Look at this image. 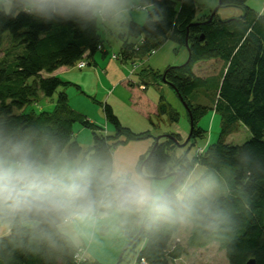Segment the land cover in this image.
Returning <instances> with one entry per match:
<instances>
[{"label": "trees", "instance_id": "16d2710c", "mask_svg": "<svg viewBox=\"0 0 264 264\" xmlns=\"http://www.w3.org/2000/svg\"><path fill=\"white\" fill-rule=\"evenodd\" d=\"M146 1L151 7L144 22H129L126 34L128 38L138 41L142 37V40L135 43V40L130 43L124 40L120 55L125 59H143L156 52L165 40L185 49L187 45L189 53L185 63L168 67L158 77L185 104L190 131L189 141L183 148L178 147L177 143L182 140L174 133L157 143L153 141L148 154L135 168L139 172L142 167L143 176L152 180H174L170 175L177 173L176 181L166 188L177 192L196 166L204 169L197 182L209 176L221 179L227 193L219 198L232 212V230L212 234L190 226L186 247L202 248L216 243L224 251L228 264H245L250 259L264 264V13L248 6L249 0H218L219 9L236 8L241 16L223 19L216 13L208 21L211 14L197 16V0ZM5 41L8 49L0 57V125L18 130L45 149L55 148L74 156L82 152L73 130L79 122L90 130L92 137L82 161L100 172H112V151L119 145L155 139L148 133L136 135L122 128L111 108L100 104L105 121L114 129L113 136H106L103 129L69 110L65 90L71 84L49 76L61 67L77 70L87 67L89 63L84 56L92 57L98 47L102 49L99 28L81 30L71 22L45 24L21 15L0 23V47ZM81 61L86 66L79 69L77 64ZM208 61L222 63L219 77H201L194 73L195 65ZM199 89L216 92L213 107L189 101ZM53 97L52 112L26 113L28 106ZM209 111L220 117V134L215 144L196 156L191 151L206 133L198 127V122ZM179 118L160 97L155 120L164 119L171 126ZM151 124L156 126L154 119ZM241 126L249 131L250 139L241 145L227 144V137L237 133ZM141 217L142 222L137 225ZM131 220L130 240L142 227L137 240L131 244L140 246L137 264H173L184 255L181 245L170 247L180 223L138 213H133ZM0 221L9 226V233L0 237V264H75L78 248L73 241L58 238L54 246L29 245L30 237L24 230L6 220Z\"/></svg>", "mask_w": 264, "mask_h": 264}, {"label": "clouds", "instance_id": "9594fccd", "mask_svg": "<svg viewBox=\"0 0 264 264\" xmlns=\"http://www.w3.org/2000/svg\"><path fill=\"white\" fill-rule=\"evenodd\" d=\"M141 0H0V23L21 15L45 24L74 23L123 30L133 15L146 16ZM214 177L188 178L170 191L127 171L100 172L55 148L45 149L18 130L0 125V219L19 226L29 245L76 241L117 212L227 233L234 225ZM33 250V249H29Z\"/></svg>", "mask_w": 264, "mask_h": 264}, {"label": "rangeland", "instance_id": "374dc122", "mask_svg": "<svg viewBox=\"0 0 264 264\" xmlns=\"http://www.w3.org/2000/svg\"><path fill=\"white\" fill-rule=\"evenodd\" d=\"M141 3L145 6L149 5L146 0H141ZM247 5L253 9L261 10V12L264 13V0H249ZM217 6L218 0H197V16H208ZM148 10L149 7L147 8V11ZM217 14L223 19L236 18L241 16L240 10L236 8L218 9ZM145 17L146 16L141 17L139 15L134 14L130 21L136 23L135 20H138L142 21L143 23ZM125 30L126 27L118 32L109 30V32L105 34L103 29L99 28V34L102 37L104 43H113V51L118 52L121 46L119 37L124 34ZM111 33H115L117 37L114 38ZM7 37L8 35L6 34L5 38ZM131 40H135L134 43L136 42V39ZM7 49L8 44L5 41L0 47V57L3 56ZM152 57H154L153 63L151 64L150 62L148 66L142 64V67H144L145 65V67L149 71V74H152L150 77H156L161 76L168 67H174L184 64L187 60V51L185 48L178 47L173 43H170L169 41L165 40L162 41L161 44L157 47L155 55L151 56V58ZM165 58H167L168 60H173V64H164L161 60H164ZM132 69L133 67L130 66V72L132 71ZM222 69V63L216 61H208L204 64L200 63L198 65H195L193 70L196 75L201 77H219ZM43 76L45 77L46 75ZM73 89L74 90H69L65 92L68 99L67 106L69 110L73 112L72 114L78 116L82 120L86 119L88 122L93 123L96 126L104 127L103 125L105 119L103 117L100 104H95L90 98L80 96L79 90H77L75 87H73ZM202 94H204L205 97ZM157 95L162 96V94H160V91L157 89L155 92H153L151 89L150 91H148L149 98L157 97ZM174 98V102L171 103L173 106L172 109L175 108V105L178 106L180 104V107L178 109L183 112V104L180 102L179 99H177L176 96ZM54 99L55 97L51 99H41V101L37 102V104L35 103L28 106L26 109V113H34L39 115L45 112H52V109L55 104ZM215 99V91L207 92L203 89H199L193 93V95L189 98V101L193 104L210 107L214 104ZM176 100H179V104ZM154 122L155 124H160L159 128L161 132L169 130V125H166L165 123L162 124V121L158 122L154 119ZM198 127L203 129L206 133L202 139H198L196 141V149H193L191 151V154H194L196 156L200 155V153L197 152V148L204 150L208 146L216 143L221 130L220 117L216 113H212L211 111H209L205 116H203L199 120ZM74 135L76 137L75 139L77 141V144L81 147L82 152L77 153L73 157L82 160L84 157V152L92 144L91 132L88 129H84L79 122H76L74 125ZM156 137L154 138L156 139ZM250 137L251 135L249 131L245 127L241 126L237 133L227 137L226 143L231 145H241L248 141ZM155 139H153V141H155ZM186 139L187 137L184 138V140L181 139L182 141L180 144H182ZM128 143L119 145L118 148L116 147L112 151V172L127 171L133 174L141 175L134 166L129 167L125 162L121 160V148H125L123 146L127 145ZM196 177H199L198 171H195L190 178L195 179ZM214 178L220 186V196L225 195L227 193V189L225 187L224 182L217 177ZM147 180L155 184H163L166 186V188L173 182L171 178L160 180ZM133 213L134 212H117L112 217L101 220L99 225L94 230H92L90 234L81 235L76 241H74V243L77 244L79 248L83 247L86 249V258L88 261L85 264H137L136 254L138 253L140 246L133 247L131 245L126 248L130 242L132 244L138 238V236L135 235L133 236V238L131 237L132 240H130L128 235L130 233L129 231L133 223V220H131V215ZM143 216L148 217L147 215ZM122 217L123 220H121ZM142 219L143 217H141V222ZM120 222L123 224L119 225ZM189 230L190 226L181 224L177 234L174 236L171 242L170 247L179 244L184 248L185 251L184 255L180 259L176 260L173 264H228L224 251H221L216 243H211L206 247L202 248L186 247L185 244L189 235Z\"/></svg>", "mask_w": 264, "mask_h": 264}, {"label": "crops", "instance_id": "0c3cea01", "mask_svg": "<svg viewBox=\"0 0 264 264\" xmlns=\"http://www.w3.org/2000/svg\"><path fill=\"white\" fill-rule=\"evenodd\" d=\"M257 11L261 12V10ZM135 21L138 24H142V21ZM129 22L133 21L129 20L128 23ZM128 23L124 34L119 37L121 46L118 52L113 51V43L108 41H106L108 43H104L100 36L102 49H98L92 57L87 55L84 56V60H87L86 62L89 63L87 67L81 70L71 67H61L49 76L57 77L63 82L71 84V86L65 91L74 90L73 87H75L79 89L80 96L93 98L99 104L108 105L113 114L119 120L122 128L127 129L133 134L139 135L148 133L151 136L156 137L174 133L184 140V138L188 137L190 131L189 120L185 108L183 112L179 110V100H176L179 105H175V108L172 109L173 106L171 103L174 102V97L176 96L177 99H179L175 91L165 84L158 76L150 77L152 74L150 75L145 67V65L148 66L150 62L151 64L153 63L154 57L151 58V56L155 55V53L143 59L135 57L125 59L120 55L123 41L127 40L128 43L134 41L131 40L132 38L126 36ZM103 31L105 34L109 32V30L105 29H103ZM111 35L114 38L117 37L115 33H111ZM139 39L142 40V37ZM139 39L138 41H140ZM138 41L136 40V42ZM112 53L118 54L120 58L118 60H113L111 58ZM122 58L125 60H122ZM161 61L164 64H173V60H168L167 58ZM204 63L206 62H203L202 64ZM133 64H136L137 68L130 72V66ZM142 64H145V68L142 67ZM150 89L153 92H155L156 89L159 90L163 97L157 95V97L149 98L148 91H150ZM202 95L205 97L204 94ZM160 97H162L170 106L171 110L176 112L180 117L177 124L169 126V130L163 132L160 131V124H156V126L151 124V121L155 119ZM210 107H213V105ZM161 121L162 124L165 123L168 125L164 119ZM103 126L104 127H98L103 129L106 136L114 135L113 127L105 120ZM152 143V138L129 142L127 145L123 146L125 148H121V160L129 167H136L140 159L148 154ZM195 171L199 172L200 177L203 174L204 169L200 166H196L191 172L189 178ZM199 177H196L194 180H197ZM8 233L9 226L0 221V237L5 236ZM75 245L79 248L77 244Z\"/></svg>", "mask_w": 264, "mask_h": 264}, {"label": "water", "instance_id": "95a60500", "mask_svg": "<svg viewBox=\"0 0 264 264\" xmlns=\"http://www.w3.org/2000/svg\"><path fill=\"white\" fill-rule=\"evenodd\" d=\"M218 9H219V5H218V6L212 11V13H211L210 18H209L208 21H211L212 17L217 13ZM200 39L202 40L203 37H200ZM186 50H187V52L189 53V50H188L187 45H186ZM175 92H176V91H175ZM178 98H179L180 102L183 104L184 108H186V107H185V104L183 103V101L181 100V98H180V97H178ZM185 110H186V109H185ZM190 122H191V120H190ZM168 137H170L169 134L164 135V136L156 137V139H155V143H157L161 138H168ZM188 141H189V135H188L187 139H186L182 144L177 143V145H178L179 148H183V147L186 146V144L188 143ZM139 172L142 173V167L139 169ZM170 177H174V180H173V182L171 183V184H173V183L176 181L177 173H172V174L170 175ZM171 184H170V185H171ZM140 222H141V218H139V219L136 221V224H137V225H140ZM141 231H142V227L138 230V233H137L136 236H139V234L141 233ZM130 245H131V242L129 243V245H128L126 248H128ZM126 248H125V250H126ZM121 257H122V256H121ZM120 261H121V258H120ZM120 261H119V262H120ZM245 264H256V263H255V260L250 259V260H248Z\"/></svg>", "mask_w": 264, "mask_h": 264}, {"label": "built area", "instance_id": "2783aa9c", "mask_svg": "<svg viewBox=\"0 0 264 264\" xmlns=\"http://www.w3.org/2000/svg\"><path fill=\"white\" fill-rule=\"evenodd\" d=\"M99 49V47H98ZM155 52L152 51L150 55H153ZM111 58L113 60H118L120 58V56L116 53H112ZM86 66V62L85 61H81L77 64V67L79 69L83 68ZM133 67L132 71H134L137 68L136 64L131 65ZM198 153L202 154L203 153V149H198L197 150ZM87 261L86 258V249L83 247L78 248V251L75 255V264H84ZM140 264H145L144 262H141Z\"/></svg>", "mask_w": 264, "mask_h": 264}, {"label": "flooded vegetation", "instance_id": "af4514ba", "mask_svg": "<svg viewBox=\"0 0 264 264\" xmlns=\"http://www.w3.org/2000/svg\"><path fill=\"white\" fill-rule=\"evenodd\" d=\"M141 224V223H140Z\"/></svg>", "mask_w": 264, "mask_h": 264}]
</instances>
